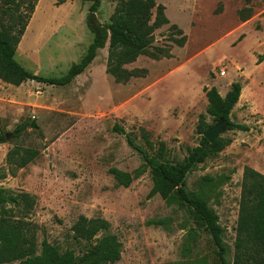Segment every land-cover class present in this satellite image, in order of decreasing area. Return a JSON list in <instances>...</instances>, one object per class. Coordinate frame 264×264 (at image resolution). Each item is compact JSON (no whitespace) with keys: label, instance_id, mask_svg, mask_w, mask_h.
<instances>
[{"label":"rangeland","instance_id":"rangeland-1","mask_svg":"<svg viewBox=\"0 0 264 264\" xmlns=\"http://www.w3.org/2000/svg\"><path fill=\"white\" fill-rule=\"evenodd\" d=\"M18 1L25 18L34 0ZM60 1L34 4L14 55L38 77L66 75L90 45L91 27L109 24L119 0ZM155 2L169 24L154 33L153 46L171 47V58L142 56L126 66L145 70L144 78L116 84L105 71L106 46L66 87L33 81L14 87L0 80V136H8L0 145V190L32 198L27 222L38 249L46 241L80 256L83 246L72 240V227L84 217L108 222L109 234L122 246L116 264H220L211 238L187 206L148 198L149 171L128 139L145 151L146 140L155 150L162 144L173 162H182L199 144L201 117L209 128L216 125L206 116L205 91L215 88L224 97L239 83L230 121L247 131L226 128L218 139L230 145L195 167L184 187L200 194L218 217L226 258L233 262L243 171L264 176V62L257 63L264 54V0ZM0 20L7 18L0 13ZM172 26L186 36L183 48L171 42L178 38ZM14 150L34 157L16 169L8 163ZM112 169L141 175L122 188Z\"/></svg>","mask_w":264,"mask_h":264},{"label":"trees","instance_id":"trees-1","mask_svg":"<svg viewBox=\"0 0 264 264\" xmlns=\"http://www.w3.org/2000/svg\"><path fill=\"white\" fill-rule=\"evenodd\" d=\"M34 0L29 13L22 17L18 13L21 2L18 0L0 1L1 15L7 18L0 20V80L14 87L33 81L55 87H66L82 75L98 56V52L107 46L106 74L116 84L125 85L131 79L144 78L145 70H127L126 66L134 64L139 57L146 56L154 61L171 58V47L155 48L154 33L169 24L164 8L155 0H119L107 25L91 27L92 41L80 61L71 66L66 75L60 78H42L25 70L18 64L14 55L20 38L26 28L27 19L34 11ZM61 0L57 5H63ZM99 6L95 2L91 11ZM178 38L171 39L174 46L183 48L186 36L176 26L171 27ZM264 62V54L257 57V63ZM241 85L234 83L227 94L222 97L215 88L205 91L207 101L206 116L213 124L224 122L228 130L247 131L241 125L230 121V114L238 103ZM209 129L205 118L201 117L197 134L200 141L197 147L188 151L182 162H173L167 156L165 147L158 148L147 142V151L136 147L128 139V145L142 160L143 168L150 174L152 188L148 198L160 197L167 204L177 202L187 206L208 233L216 250L220 264H229L223 242V230L218 217L208 208L200 194H188L185 180L188 174L208 159L218 156L230 141L216 139L209 144L203 134ZM22 128H17L18 136ZM115 131L121 132L119 128ZM7 141L6 135L0 136V145ZM34 157V154L14 150L8 154V163L16 169L23 168ZM118 187L128 188L141 175L139 170L123 173L110 170ZM10 206L9 209H6ZM32 208V198L27 195L13 196L0 190V264H116L121 258V244L109 234L110 225L102 219L87 220L79 217L72 227V240L83 246L80 256L74 251H61L59 247L43 241L37 247L36 231L27 222ZM236 240L232 264H264V176L252 169L243 171L239 211L236 224ZM102 235L100 238H97Z\"/></svg>","mask_w":264,"mask_h":264},{"label":"water","instance_id":"water-1","mask_svg":"<svg viewBox=\"0 0 264 264\" xmlns=\"http://www.w3.org/2000/svg\"><path fill=\"white\" fill-rule=\"evenodd\" d=\"M93 15L90 16V19ZM228 128V125L224 122L217 123L215 126L209 128L204 134L203 138L209 143L212 144L216 139H218L219 135L222 134L225 129ZM6 139L8 136L6 135Z\"/></svg>","mask_w":264,"mask_h":264}]
</instances>
